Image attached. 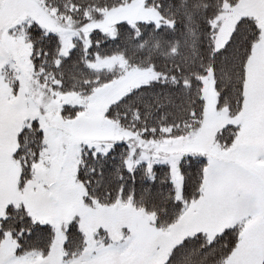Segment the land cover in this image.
<instances>
[{
	"label": "snow or ice",
	"instance_id": "6c2138e0",
	"mask_svg": "<svg viewBox=\"0 0 264 264\" xmlns=\"http://www.w3.org/2000/svg\"><path fill=\"white\" fill-rule=\"evenodd\" d=\"M13 4L0 264H264V0Z\"/></svg>",
	"mask_w": 264,
	"mask_h": 264
},
{
	"label": "rangeland",
	"instance_id": "374dc122",
	"mask_svg": "<svg viewBox=\"0 0 264 264\" xmlns=\"http://www.w3.org/2000/svg\"><path fill=\"white\" fill-rule=\"evenodd\" d=\"M29 9H20L14 6L13 0H0V18L5 21L15 20L17 17H23L28 14ZM135 18V14H133ZM15 42H5L4 47L8 50H13Z\"/></svg>",
	"mask_w": 264,
	"mask_h": 264
},
{
	"label": "trees",
	"instance_id": "16d2710c",
	"mask_svg": "<svg viewBox=\"0 0 264 264\" xmlns=\"http://www.w3.org/2000/svg\"><path fill=\"white\" fill-rule=\"evenodd\" d=\"M78 3L81 4H88V3H93V4H97V5H101L103 6L105 2L111 3V0H77ZM208 2V0H201V3H206ZM177 37H181L180 33H176ZM182 38V37H181ZM167 39V34H162L160 36V40L162 43H164ZM119 48H127L128 49V55L129 57H134L136 59H140L144 56V53H140V52H136L132 47H131V41L127 38V34L125 36V38L121 41V44L116 46ZM166 47V45H165ZM108 50H113L112 46L110 45ZM163 62V61H160ZM103 76L107 77L109 74L108 73H103Z\"/></svg>",
	"mask_w": 264,
	"mask_h": 264
}]
</instances>
